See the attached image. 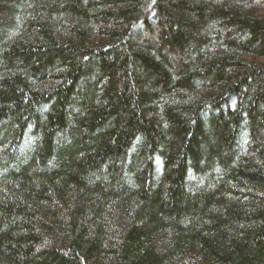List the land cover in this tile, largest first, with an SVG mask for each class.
<instances>
[{
  "label": "trees",
  "instance_id": "16d2710c",
  "mask_svg": "<svg viewBox=\"0 0 264 264\" xmlns=\"http://www.w3.org/2000/svg\"><path fill=\"white\" fill-rule=\"evenodd\" d=\"M0 264H264V0H0Z\"/></svg>",
  "mask_w": 264,
  "mask_h": 264
}]
</instances>
